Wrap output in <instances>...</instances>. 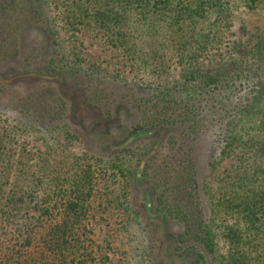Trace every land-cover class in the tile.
<instances>
[{"label": "trees", "instance_id": "1", "mask_svg": "<svg viewBox=\"0 0 264 264\" xmlns=\"http://www.w3.org/2000/svg\"><path fill=\"white\" fill-rule=\"evenodd\" d=\"M241 1L251 12L264 7ZM229 2L72 0L66 23L102 34L150 78L132 84L102 79L75 46L65 49L49 0H0V56L21 60L12 74L0 65V107L15 111L0 118V264H100L87 219L103 168L122 180L114 202L135 264H264V30L224 44ZM25 28L51 47L45 63L19 55ZM18 79L32 80L37 93H10ZM116 93L135 115L124 135L95 138L98 155L67 151L63 143L80 138L66 122L54 124L57 100L69 116L95 111L89 129L104 135L120 121ZM68 98L78 102L71 108ZM209 126L217 145L199 173L193 141ZM20 133L39 135L43 149L22 148Z\"/></svg>", "mask_w": 264, "mask_h": 264}, {"label": "rangeland", "instance_id": "2", "mask_svg": "<svg viewBox=\"0 0 264 264\" xmlns=\"http://www.w3.org/2000/svg\"><path fill=\"white\" fill-rule=\"evenodd\" d=\"M72 0H49V11L51 17L55 20L57 27L60 30V37L63 41V46L66 50H71L74 46V51L81 55L82 59L86 62H94L97 71L102 76V79H109L113 77L121 78L123 81L129 83L142 84L149 81L147 73L139 69H130L128 61H126L123 52L116 50L109 46L105 37L90 36L87 30L80 31L81 28L74 24H67L64 16L66 15L67 6ZM231 10V28L226 33L224 38V44H229L236 36L241 35L247 30H264V7L251 12L241 0H229ZM75 25V26H73ZM74 34L78 36L75 37ZM80 34H88L84 36ZM242 35V36H243ZM245 36V35H244ZM19 55L27 57L28 63L31 65H41L50 56L51 47L44 43L41 34L35 28L24 29L20 31L18 37ZM10 50V45L8 44ZM1 53L4 52L1 50ZM66 53H68L66 51ZM20 60V58L18 57ZM14 58L10 53L8 57L1 58L0 65L3 66L4 73L12 74L16 71V67L20 63L19 60L13 61ZM172 75H176L177 70L173 66L171 70ZM121 80V83L123 82ZM32 80L24 82L23 80H17L14 84L13 92L15 94H21L28 96L33 95V92L37 93V87L32 86L29 88ZM43 82H39L41 86ZM36 87V88H35ZM121 94V90H119ZM127 92L131 90L126 89ZM9 93V94H10ZM116 93L115 98L116 109L119 113L120 121L118 125L112 124L110 130H107L104 135L99 134L100 127L98 125L93 126V129H89L91 126V119L96 117L95 111L87 112L86 115L81 113L69 116V109L65 105H59L60 100H57L58 114L50 115L54 117V124H62L66 122L70 127L76 130L80 139L68 141L63 143L65 149L71 153L84 155L85 150L89 154H99V146L95 138H115L124 135L128 124L134 119L135 115L130 104L127 101V97L119 98L120 94ZM51 98H47L48 101L54 100L53 92L50 91ZM118 95V96H117ZM6 97V96H5ZM56 101H53V104ZM72 108L77 100L66 99ZM10 106L0 107V118L7 119V115L11 118V114H15V111L9 109ZM38 113L43 112L37 107ZM77 111H79L77 109ZM76 111V112H77ZM7 123H9L7 121ZM217 128V127H216ZM215 127L209 126L193 141V151L191 157L196 162L199 173L204 170L207 161L209 160L210 150L217 145V134ZM88 137H87V136ZM17 142L22 148L27 149L31 153L37 154L39 149H43V138L39 135H26L18 134ZM225 164V163H224ZM220 169V168H219ZM219 169L217 172H219ZM122 180L117 174L110 169L103 168L97 170L95 173V191L90 201V212L87 219V225L90 228L89 237L91 238L90 244L93 249V254L99 260L100 264H135V246L132 238L127 235L125 221L126 217L121 209L116 206L114 202V196L121 189ZM115 193V195H114ZM131 197V196H130ZM140 203V199L135 202L136 205ZM222 243L219 242V248L224 249Z\"/></svg>", "mask_w": 264, "mask_h": 264}]
</instances>
